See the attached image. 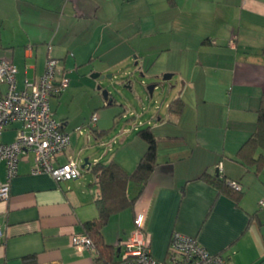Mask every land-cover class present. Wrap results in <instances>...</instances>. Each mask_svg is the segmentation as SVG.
Instances as JSON below:
<instances>
[{"label": "crops", "instance_id": "0c3cea01", "mask_svg": "<svg viewBox=\"0 0 264 264\" xmlns=\"http://www.w3.org/2000/svg\"><path fill=\"white\" fill-rule=\"evenodd\" d=\"M132 56L141 74L145 60L167 56L163 71L177 78L171 97L183 108L169 115L166 101L146 120L157 138L156 166L133 207L110 217L105 242L119 251L141 213L157 259L177 231L230 264H264V170L256 174L235 156L264 107V0H0V60L16 66L17 89L38 79L48 57L68 70L67 89L50 99L70 137L59 163L82 162L74 154L85 151L78 149L80 132L72 131L81 115L105 129L102 113L95 114L99 99L83 105L75 73L90 67L105 75ZM6 90L0 81V96ZM20 125L7 126L1 140L11 142ZM125 133L116 149L115 135L106 140L110 155L89 152L90 165L113 159L131 172L147 144ZM34 166L32 152L21 155L9 195L0 198V264H26L29 255L39 264H96L92 248L71 242L79 223L97 215L93 175L85 169L78 179L56 181ZM203 172L239 182V201L200 178ZM6 180L0 161V185ZM136 190L129 184L127 193Z\"/></svg>", "mask_w": 264, "mask_h": 264}, {"label": "built area", "instance_id": "2783aa9c", "mask_svg": "<svg viewBox=\"0 0 264 264\" xmlns=\"http://www.w3.org/2000/svg\"><path fill=\"white\" fill-rule=\"evenodd\" d=\"M16 72L14 64L0 60V81L7 84L6 92L0 96V161L5 162L7 174V180L0 185V198L4 199L9 195V179L17 174L19 158L27 152L34 155V171L47 172L56 181L78 179L85 170L73 159L64 163L57 160L67 148L70 137L55 118L50 99L67 89L68 70L48 57L43 73L33 82L26 78V88L22 90L16 87ZM95 120L96 116L92 115L91 122ZM13 122L21 125L11 142H3L2 133ZM228 183L236 190L242 188L237 181ZM259 204L264 206V200ZM142 222L143 215L136 214L133 230L120 241V264H230L222 254L207 251L195 237L177 231L170 236L165 258L157 259L151 254ZM71 242L77 247L92 248V241L84 234L73 233Z\"/></svg>", "mask_w": 264, "mask_h": 264}, {"label": "trees", "instance_id": "16d2710c", "mask_svg": "<svg viewBox=\"0 0 264 264\" xmlns=\"http://www.w3.org/2000/svg\"><path fill=\"white\" fill-rule=\"evenodd\" d=\"M182 108L183 102L178 96L172 98L167 105L168 114L172 116L178 115ZM108 131L109 129L97 130L91 127V132L97 139L104 137ZM136 132L146 142L147 147L131 172L126 171L113 159L108 162L97 161L88 169L93 175V184L97 186L93 199L97 215L90 220L80 222L78 233L86 235L92 241L96 264H120V250L105 242L102 230L112 215L133 207L157 163V138L150 126L136 127ZM108 144L107 141L106 146ZM235 156L246 169H252L256 174L264 170V107L257 110L255 128L239 147ZM199 177L210 182L218 192H224L236 201H239L243 194L242 188L240 190L232 188L228 183L229 180L220 174L208 175L203 172ZM129 184L137 188L132 196L127 193ZM25 262L39 264L35 255L26 256Z\"/></svg>", "mask_w": 264, "mask_h": 264}, {"label": "rangeland", "instance_id": "374dc122", "mask_svg": "<svg viewBox=\"0 0 264 264\" xmlns=\"http://www.w3.org/2000/svg\"><path fill=\"white\" fill-rule=\"evenodd\" d=\"M166 58L167 56H161L145 60L146 65L144 66V75L142 76L138 67L134 65L135 60L133 56L129 65L114 67L111 71L105 73L103 78L93 77L92 75L98 73V71L96 69L91 71L90 67L82 68L75 73L76 78L80 81L78 92L81 93V96L83 94V105L86 107L89 100L92 99L91 101H93V97H97L100 105L96 107L95 114L102 113L103 117L100 124L105 126L106 130L109 129L108 133L101 140L102 142L97 143L91 132L93 125L89 123V114L84 119H81L83 117L81 115L80 120L74 121L75 125L73 124L72 131L81 133H79L78 138V149L79 147L85 148V151L79 153L76 151L74 153L77 161L81 162L83 158L93 152L96 155H110L111 152L107 151L105 147L106 140L115 135L118 140L113 145V149H116L121 144V138L128 135V133H125L127 129L132 133L133 137L138 140L141 139L134 127L143 128L146 126V120L156 111H164L166 101H170L173 98L171 97L172 86L175 84L177 78L173 77L168 80H162L164 74L170 73L169 71H163L167 64H165ZM108 75L110 76L108 77ZM129 79L131 82L128 84L127 80ZM155 82L159 83L150 96L148 86ZM105 91L109 93V99L106 100L104 96ZM110 100L112 103H110ZM132 115L133 119L129 120V117ZM122 129H124L123 132L121 131ZM86 175L90 176L89 174Z\"/></svg>", "mask_w": 264, "mask_h": 264}, {"label": "water", "instance_id": "95a60500", "mask_svg": "<svg viewBox=\"0 0 264 264\" xmlns=\"http://www.w3.org/2000/svg\"><path fill=\"white\" fill-rule=\"evenodd\" d=\"M142 75H143V74H141V76H142ZM92 76L95 77V78H98V77L103 78L105 75H103V74H99V73H94ZM109 76H110V75H108V77H109ZM171 76H172L171 73H166V74H164V75L162 76V80H168V79L171 78ZM158 83H159V82H155V83L151 84L150 86H148V92H149V95H150V96L152 95L153 90L155 89V87L157 86ZM104 96H105V98L108 99V98H109V93L105 91V92H104ZM110 103H112L111 100H110ZM89 167H90V161L88 160V157L83 158L82 162L80 163V168H82V169L85 168L86 170H88Z\"/></svg>", "mask_w": 264, "mask_h": 264}]
</instances>
